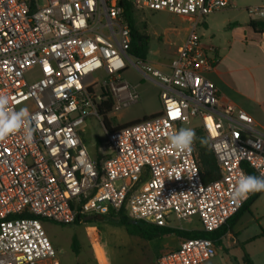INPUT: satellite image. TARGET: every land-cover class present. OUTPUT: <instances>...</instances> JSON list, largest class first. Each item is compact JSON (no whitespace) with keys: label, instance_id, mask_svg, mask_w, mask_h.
I'll return each mask as SVG.
<instances>
[{"label":"built area","instance_id":"1","mask_svg":"<svg viewBox=\"0 0 264 264\" xmlns=\"http://www.w3.org/2000/svg\"><path fill=\"white\" fill-rule=\"evenodd\" d=\"M132 1L190 22L169 72L131 60L121 0H0V95L8 98L9 114L26 108L22 123L35 129L32 141L23 129L0 140V264H61L44 221L72 225L78 215L105 216L123 207L130 219L159 227L182 229L172 222L197 216L202 231L215 233L251 195L243 202L231 198L246 166L264 175V132L207 78L218 58L197 30L231 1ZM247 12L264 21V6ZM127 61L159 86L162 111L106 131L99 166L82 137L88 119L104 126L99 107L105 98L102 89L94 91L101 81L94 74L120 79ZM114 92L113 112L138 99L127 83ZM181 128L204 132L219 179L203 182L195 143L184 153L170 146V135ZM216 254L211 238H183L157 264H202Z\"/></svg>","mask_w":264,"mask_h":264},{"label":"crops","instance_id":"2","mask_svg":"<svg viewBox=\"0 0 264 264\" xmlns=\"http://www.w3.org/2000/svg\"><path fill=\"white\" fill-rule=\"evenodd\" d=\"M214 16L207 17L200 35L201 44L215 49L218 58L214 70L206 76L215 83L224 100L247 111L254 118L256 127L264 132V33L256 32L249 25L250 17L243 22L228 19L216 27ZM182 20L188 23L183 35L184 43L190 22ZM180 48L174 52L173 58ZM170 64L165 66V72L170 71ZM151 65L157 68L155 62ZM104 219V216L85 217L78 223L92 225L91 256L95 264H157L163 254L178 249L183 239L173 233L145 239L129 234L119 223L104 222ZM197 222L196 228L183 230L202 231L198 217ZM212 240L217 254L202 264H245V255L253 264H264V191L248 211L237 220H230L214 234Z\"/></svg>","mask_w":264,"mask_h":264},{"label":"rangeland","instance_id":"3","mask_svg":"<svg viewBox=\"0 0 264 264\" xmlns=\"http://www.w3.org/2000/svg\"><path fill=\"white\" fill-rule=\"evenodd\" d=\"M232 7L222 12H216L211 15L216 17V27H220L226 20L231 19L237 22H243L249 19L247 10L252 7L264 6V0H230ZM138 7V6H137ZM139 22L144 23L146 30L143 32L150 37V54L147 62L157 65V68L164 71V68L173 59V54L183 43V35L188 25L182 18L168 10H150L138 7ZM210 15V16H211ZM198 33L204 31L203 25L198 26ZM135 63L139 62L137 58L131 57ZM128 62V61H127ZM37 75L36 71L28 73V79H33ZM102 71L94 74V78L101 81L94 87V91L100 93L101 89H106L112 95L114 101L117 96L114 91L127 83L130 87H135L138 99L131 102L118 111H114L108 115V119L112 127L129 124L132 122L143 120L150 116L156 115L162 111V103L160 100V88L152 80L140 73L130 62L128 68L122 73V78H106L103 77ZM107 82L105 86L101 84ZM115 89V90H114ZM118 93V92H117ZM82 137L87 145L91 156L95 158L99 151L104 156V146L106 143V130L100 122L95 119H88L82 128ZM127 211V210H126ZM127 214V212H126ZM104 222L118 223L110 220L108 215L104 216ZM95 222L98 223V220ZM173 225L182 227V229L196 228L199 224L197 217H193L191 222L173 221ZM44 229L50 238L57 256L62 264H95L94 258L91 256L92 246V225L87 222L72 225H60L51 221H44ZM74 239L77 240L78 252L73 249ZM225 258V255H222Z\"/></svg>","mask_w":264,"mask_h":264},{"label":"trees","instance_id":"4","mask_svg":"<svg viewBox=\"0 0 264 264\" xmlns=\"http://www.w3.org/2000/svg\"><path fill=\"white\" fill-rule=\"evenodd\" d=\"M120 5L123 8L124 16L126 17L127 21L130 24L131 27V37H132V43L129 49V54L137 58L141 61H147V56L149 54L150 48V37L148 35H145L143 32L146 30V26L144 23L139 22V9L135 5V3L132 0H121ZM249 25L259 33H264V21H250ZM102 97L105 99L102 101L100 107H99V114L103 117L104 127L106 131H113L121 129L125 126H128L130 124H135L140 121L132 122L125 125H120L116 127H112L110 124V121L108 119V115L113 112L115 101L110 95V93L106 89H102ZM144 118L143 120H145ZM197 140L195 142L196 145V152L199 160L200 165V173L202 180L205 184H208L212 181H215L220 178V169L218 167L217 159L215 157V154L211 148V145L209 143L208 146H201L199 142L200 137L207 138L204 134V132L201 129H198L196 131ZM98 154L95 156V159L100 166L102 159L104 156L97 151ZM246 172L249 175L257 176L255 171L250 168L249 166H246ZM261 195V192H254L251 193L249 198L245 201L243 207L241 210L230 220H237L242 213L245 211H248L249 208L254 204V202L257 200V198ZM86 200L83 199L82 204ZM73 208H79L78 205L74 204L72 205ZM27 215H20L19 217H26ZM88 215H78L77 220L75 223H79L81 221H84V218ZM108 216L110 217V220H115L119 224L123 225L129 234L131 235H137L145 239H153L160 235L164 234H176L177 236L181 238H214V234L216 233H206L204 231H186L183 229L178 228H171V227H159L151 224H147L142 221H135L128 217L126 214V209L123 207L119 212L111 211ZM14 218V217H11ZM230 220L227 222L229 223ZM219 234H217L218 236ZM73 249L75 252H78V246H77V240L74 239L73 242ZM245 264H253L252 261L249 259L247 255H245L244 259Z\"/></svg>","mask_w":264,"mask_h":264},{"label":"clouds","instance_id":"5","mask_svg":"<svg viewBox=\"0 0 264 264\" xmlns=\"http://www.w3.org/2000/svg\"><path fill=\"white\" fill-rule=\"evenodd\" d=\"M8 98L7 96L0 95V140L5 138L9 133L23 129L25 139L32 141L35 129L31 126V121L25 127L22 121L25 116H28L27 109L20 111H12L9 114L7 109ZM196 132L192 128H181L169 137L170 146L178 152H190L193 150V145L197 140ZM201 146H208L209 140L204 137L199 138ZM264 191V175L254 176L242 173L238 179L235 187L231 192V198L238 202H243L254 192Z\"/></svg>","mask_w":264,"mask_h":264},{"label":"water","instance_id":"6","mask_svg":"<svg viewBox=\"0 0 264 264\" xmlns=\"http://www.w3.org/2000/svg\"><path fill=\"white\" fill-rule=\"evenodd\" d=\"M95 217H97V218H102V215H97V216H95V215H90V216H88V217H86L87 219H93V218H95Z\"/></svg>","mask_w":264,"mask_h":264}]
</instances>
